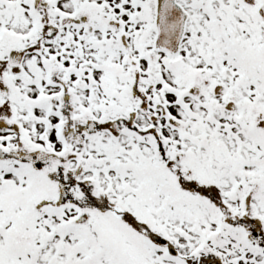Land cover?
I'll list each match as a JSON object with an SVG mask.
<instances>
[{
	"label": "snow or ice",
	"instance_id": "1",
	"mask_svg": "<svg viewBox=\"0 0 264 264\" xmlns=\"http://www.w3.org/2000/svg\"><path fill=\"white\" fill-rule=\"evenodd\" d=\"M0 264H264V0H0Z\"/></svg>",
	"mask_w": 264,
	"mask_h": 264
}]
</instances>
